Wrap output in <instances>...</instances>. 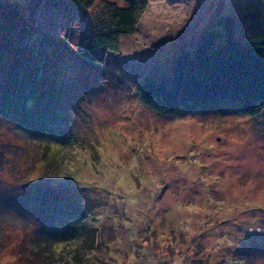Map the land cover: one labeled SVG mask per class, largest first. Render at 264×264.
Returning a JSON list of instances; mask_svg holds the SVG:
<instances>
[{
	"label": "rangeland",
	"instance_id": "374dc122",
	"mask_svg": "<svg viewBox=\"0 0 264 264\" xmlns=\"http://www.w3.org/2000/svg\"><path fill=\"white\" fill-rule=\"evenodd\" d=\"M35 1L0 0V264H264V107L165 114L135 90L145 74L169 83L173 54L219 10L244 45L264 3L150 1L98 62L31 23ZM89 231L80 262L73 239Z\"/></svg>",
	"mask_w": 264,
	"mask_h": 264
},
{
	"label": "trees",
	"instance_id": "16d2710c",
	"mask_svg": "<svg viewBox=\"0 0 264 264\" xmlns=\"http://www.w3.org/2000/svg\"><path fill=\"white\" fill-rule=\"evenodd\" d=\"M150 1L123 0L117 4L114 0H36L29 19L62 37L79 56L102 62L106 51L116 49L119 35L135 30ZM79 7L87 11V23L80 20ZM234 18L233 13L217 11L212 25L201 28L191 45L183 44L173 54L169 83L164 74L157 79L145 74L135 84L140 100L165 114H178L182 107L192 109L221 98L233 101L235 109L245 114L263 108L264 14L257 8L248 11L244 45L236 43ZM222 35L223 43L213 45ZM217 95L222 97L215 98ZM93 239L92 231L73 239L71 256L80 257L82 262L83 250L92 247ZM58 258L63 260V255Z\"/></svg>",
	"mask_w": 264,
	"mask_h": 264
},
{
	"label": "crops",
	"instance_id": "0c3cea01",
	"mask_svg": "<svg viewBox=\"0 0 264 264\" xmlns=\"http://www.w3.org/2000/svg\"><path fill=\"white\" fill-rule=\"evenodd\" d=\"M247 13H248V11H247ZM122 35V34H121Z\"/></svg>",
	"mask_w": 264,
	"mask_h": 264
}]
</instances>
